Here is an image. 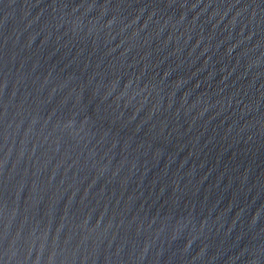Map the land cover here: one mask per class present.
<instances>
[{
	"label": "water",
	"instance_id": "95a60500",
	"mask_svg": "<svg viewBox=\"0 0 264 264\" xmlns=\"http://www.w3.org/2000/svg\"><path fill=\"white\" fill-rule=\"evenodd\" d=\"M0 264H264V0H0Z\"/></svg>",
	"mask_w": 264,
	"mask_h": 264
}]
</instances>
